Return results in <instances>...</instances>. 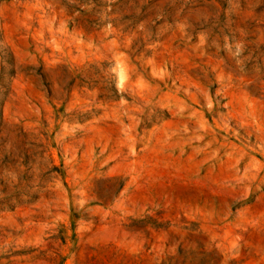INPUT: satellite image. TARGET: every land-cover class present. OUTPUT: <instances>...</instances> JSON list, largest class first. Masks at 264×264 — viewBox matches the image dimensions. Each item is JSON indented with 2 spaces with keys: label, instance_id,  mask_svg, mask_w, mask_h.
<instances>
[{
  "label": "rangeland",
  "instance_id": "1",
  "mask_svg": "<svg viewBox=\"0 0 264 264\" xmlns=\"http://www.w3.org/2000/svg\"><path fill=\"white\" fill-rule=\"evenodd\" d=\"M0 264H264V0H0Z\"/></svg>",
  "mask_w": 264,
  "mask_h": 264
}]
</instances>
